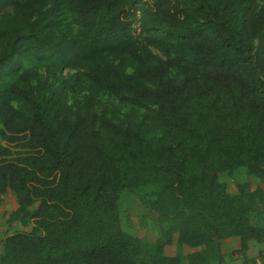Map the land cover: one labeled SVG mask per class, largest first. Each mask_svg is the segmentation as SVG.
<instances>
[{"label":"trees","instance_id":"16d2710c","mask_svg":"<svg viewBox=\"0 0 264 264\" xmlns=\"http://www.w3.org/2000/svg\"><path fill=\"white\" fill-rule=\"evenodd\" d=\"M4 8L24 21L0 23V203L8 192L15 204L0 264H210L222 239L237 237L238 251L264 242V226L249 221L264 191L229 192L217 180L237 167L264 180V0H0ZM23 61L42 63L43 77ZM89 63L70 79L58 73ZM79 76L91 90L69 104L64 90ZM98 92L142 107L140 121L97 108ZM149 125L159 134L145 136ZM9 144L22 155L9 158ZM160 172L171 180L151 203L156 235L145 244L120 229L116 199ZM172 236L190 251L164 254Z\"/></svg>","mask_w":264,"mask_h":264},{"label":"rangeland","instance_id":"374dc122","mask_svg":"<svg viewBox=\"0 0 264 264\" xmlns=\"http://www.w3.org/2000/svg\"><path fill=\"white\" fill-rule=\"evenodd\" d=\"M262 0H257L260 3ZM7 17L8 19H12L16 17L21 21H24V16L22 14L15 13L10 8H4L0 13V23L2 19ZM255 44V41L253 40ZM150 51L160 58H164L160 55L155 49L149 48ZM104 61H110L112 63L117 61V58H112L108 56ZM124 63L123 72L125 74L133 75V67L136 62L132 61L128 57H124L122 59ZM150 62V60H147ZM91 65L90 63L78 68L74 69H61L58 73L64 79H70L75 74L84 71L87 66ZM22 66L26 68H33L36 72V78L41 79L43 77V65L42 63L34 62V61H23ZM136 81L140 84L148 85V83L142 82L141 80L135 78ZM34 79L30 80L28 84H32ZM91 90L90 83L85 80L83 77L79 76L78 79L73 83V90L66 88L64 90L65 101L69 104H75L78 100H80L83 96H85L88 91ZM4 101L8 103L10 106L14 108H20L22 103L20 99L13 95H5ZM102 105L112 106L115 108L116 117L119 120L124 118V115H129V119L136 123L140 121V116L144 112L142 107H135L127 103H123L118 101L113 95L98 92L97 94V108ZM160 132L159 129L152 130L151 126L147 127L145 132V136L158 135ZM10 154L9 158L20 156L21 149L16 144H9ZM169 180H171V174L160 172L158 180L154 183L142 184L137 187L131 189H121L118 193L116 199V208L118 214L119 227L125 233L137 238L140 242L145 244L148 241H152L156 235V225L154 221L155 212L151 209V203L155 198L159 189L166 184ZM217 180L223 182L226 186L227 191L236 192V184L243 185L244 190H251L254 187H259L264 191V180H259L254 178L251 175H248L243 167H237L231 172H221L217 176ZM14 200L10 193H6L5 196L2 197L0 203V246L2 238L9 231V227L5 222V215L14 207ZM249 221L251 224L256 226H264V200L258 201L255 199V204L253 209L249 212ZM262 246L260 248H255V245H251L249 248V253L253 252L254 258H262L264 257V242H260ZM224 258L221 262L210 263V264H234L231 262L235 259L236 255H238V247L233 245H227L226 247H222ZM186 251H190L185 247L180 248L175 244V237H171V241L164 246L163 252L166 255H177L181 253H185ZM246 258V256H244ZM242 260L240 257V260ZM253 258V259H254ZM252 260V258H246ZM181 264H185V260H181ZM250 264H255L254 261L250 262ZM260 264H264V262H260Z\"/></svg>","mask_w":264,"mask_h":264},{"label":"crops","instance_id":"0c3cea01","mask_svg":"<svg viewBox=\"0 0 264 264\" xmlns=\"http://www.w3.org/2000/svg\"><path fill=\"white\" fill-rule=\"evenodd\" d=\"M230 244L233 245V246L238 247V239H237V237L230 236V237H227L225 239L220 240L221 260L224 258V254H225V253H223V250H221V248L222 247H226L227 245H230ZM251 245H255L256 249L260 248V246H262L261 243H257L253 239L248 240L246 242V248L243 251H239L238 255H236L235 259H233L231 262H234V264H240V262H241L240 257L243 258L244 256H246V258H252L253 259L254 258L253 257V252L249 253V249H250L249 247ZM253 260H254V262L256 264H260V262H264V257H262V258H254Z\"/></svg>","mask_w":264,"mask_h":264}]
</instances>
